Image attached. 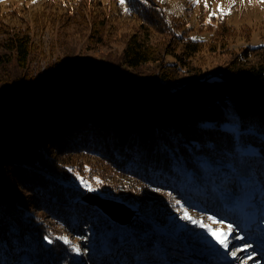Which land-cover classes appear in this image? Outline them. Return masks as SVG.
Wrapping results in <instances>:
<instances>
[{
  "label": "trees",
  "instance_id": "trees-1",
  "mask_svg": "<svg viewBox=\"0 0 264 264\" xmlns=\"http://www.w3.org/2000/svg\"><path fill=\"white\" fill-rule=\"evenodd\" d=\"M113 1L114 12L100 3L91 11L77 1L49 4L41 29L87 31L91 56L63 47L64 61L42 77L31 66L32 34L0 19V264H81L54 237L94 232L99 253L82 256V264L165 261L185 248L159 211L180 203L242 219L239 210L222 209L218 192L237 188L238 178L264 182V45L210 70L200 55L211 44L225 48L222 18L218 41L178 42L177 22L156 0ZM116 16L135 21L119 34L117 65L102 52L118 38ZM99 63L132 86L88 83L87 71ZM87 189L136 207L140 219L109 221L79 201Z\"/></svg>",
  "mask_w": 264,
  "mask_h": 264
},
{
  "label": "rangeland",
  "instance_id": "rangeland-1",
  "mask_svg": "<svg viewBox=\"0 0 264 264\" xmlns=\"http://www.w3.org/2000/svg\"><path fill=\"white\" fill-rule=\"evenodd\" d=\"M66 1L0 0V19L6 23H10V25H14L15 28L21 29L26 27L27 31L32 34L31 39L35 52L32 54L31 66L33 67L34 77L45 76L47 69L53 63L60 64L64 61L63 53L60 50L63 47L69 48L70 52L72 51V54L75 55L78 51H81V58L91 56V53L87 49H84V41H82L87 31L84 32L81 29L77 34L71 29L62 32L60 31L61 27H58V25H51L50 27L46 23L42 29L39 26L42 24L39 21L40 16L45 15L46 12L49 13L53 8L49 4L58 5L60 3L59 7H63L64 4L61 3ZM69 1L84 4L86 6L85 10L90 11L99 3L102 8L107 9L109 7L112 12L115 9L113 0ZM156 1L159 5L169 10V19L177 22L178 26L175 29L178 36L176 39L175 37H172V39L178 42H182L187 38L201 40L205 43L204 45L211 43L212 40L218 41V18L224 20L225 30L229 31V36L224 44L225 48H219L217 43L211 44L209 52L206 51L205 54L200 55L201 58L199 57L202 59L201 63H204V67L207 69L212 70L219 67L230 55L238 53L245 47L264 45V0ZM48 7L50 8L48 9ZM114 21L115 23H122L117 33L118 38L108 40L107 46L102 49V52L107 55V59L117 65L119 62L118 55L122 50L123 43V35L119 37V34L130 30L131 23L133 25L135 21L117 16ZM213 46L216 50L211 52L210 49ZM58 49L59 54L56 52ZM75 55H69L65 59L75 57ZM143 71L146 70L143 69ZM87 72L95 84H114L117 82L121 86H132L130 78L120 79L117 75L109 72L102 63L94 65ZM258 182L260 181L258 180ZM262 183L264 182L256 184L254 181L243 184L242 178H238L237 188L218 192L219 199L224 202L222 209L224 211H231L235 208L240 211L242 219L237 218V216H231L233 217V221L227 220L224 219V214L213 212L209 215L199 209L183 206L180 203H177L174 207L170 206L171 208L165 209L163 212L159 211V214H162V217L167 220L170 219L171 223L178 230L179 236L175 237V241H178L185 249L168 259L164 255L165 261L144 262L138 260L136 262L134 260L132 264H264V217L259 218L260 208L258 206L259 203H257L260 202L264 205V187ZM86 191L90 190L87 189ZM83 196L84 194L79 196V201L84 203L81 199ZM154 197V194H149L147 198L149 199L148 204L153 202L152 199ZM128 206L138 211L136 207ZM25 214L38 223L44 222L32 210L28 212L26 210ZM185 214H187L189 219L182 218ZM137 219H140V215ZM207 230L228 234L227 251L208 235ZM94 234L95 232L91 233L87 238H82L81 236L69 237L65 234L54 238L59 244L68 246L72 250L73 262L82 264V256H85L87 253L93 255L95 253L98 255L99 253L100 248L94 247L95 242H92ZM96 243L98 242L96 241ZM107 244L108 242L105 241L103 247ZM153 248L156 250L157 255H160V251L163 249L159 246V243H154ZM233 252L236 254L235 257L232 255ZM89 259L87 257V260Z\"/></svg>",
  "mask_w": 264,
  "mask_h": 264
},
{
  "label": "water",
  "instance_id": "water-1",
  "mask_svg": "<svg viewBox=\"0 0 264 264\" xmlns=\"http://www.w3.org/2000/svg\"><path fill=\"white\" fill-rule=\"evenodd\" d=\"M88 83H93L91 76ZM81 199L84 203L96 208L102 213L109 221L117 225H130L134 219H137L139 213L137 210L132 209L126 203L114 200L100 194L86 191Z\"/></svg>",
  "mask_w": 264,
  "mask_h": 264
},
{
  "label": "snow or ice",
  "instance_id": "snow-or-ice-1",
  "mask_svg": "<svg viewBox=\"0 0 264 264\" xmlns=\"http://www.w3.org/2000/svg\"><path fill=\"white\" fill-rule=\"evenodd\" d=\"M124 0H120V3L123 4ZM183 219H189L187 214H185ZM230 227V226H229ZM208 235L212 237V239L219 244L222 248H224L226 251L228 249V244H227V233L223 232H218V231H212V230H207ZM233 257H235V252L232 253Z\"/></svg>",
  "mask_w": 264,
  "mask_h": 264
}]
</instances>
